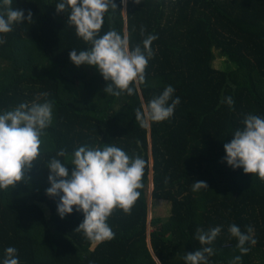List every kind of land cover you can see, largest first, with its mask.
Instances as JSON below:
<instances>
[{
  "label": "trees",
  "instance_id": "16d2710c",
  "mask_svg": "<svg viewBox=\"0 0 264 264\" xmlns=\"http://www.w3.org/2000/svg\"><path fill=\"white\" fill-rule=\"evenodd\" d=\"M60 0H13V8L30 10L12 32L0 34V113L48 92L55 101L53 122L43 137L41 154L25 180L0 190V264L5 249L18 250L20 264H185L186 253L204 247L196 229L220 226L210 245L209 264H231L241 255L228 228L251 226L255 245L240 264H264V181L224 160V144L243 128L248 114L264 118V0H114L116 10L104 16L100 35L115 29L143 47L148 35L154 53L145 82L133 95L107 94L105 81L92 66H76L72 49L91 47L68 24L70 9L57 13ZM141 27L144 35H141ZM218 50L226 66L213 64ZM175 88L180 98L173 116L142 127L136 109ZM80 88V90H78ZM231 96L230 108L225 98ZM43 102V100H41ZM171 103V101H169ZM115 145L145 160L143 187L130 214L117 208L107 223L110 241L92 243L74 231L82 211L61 218L59 197H49L47 164L52 158L72 171L74 151L84 145ZM65 149L67 157H58ZM204 181L208 189L192 190ZM172 203L167 220L153 219L149 201Z\"/></svg>",
  "mask_w": 264,
  "mask_h": 264
},
{
  "label": "clouds",
  "instance_id": "9594fccd",
  "mask_svg": "<svg viewBox=\"0 0 264 264\" xmlns=\"http://www.w3.org/2000/svg\"><path fill=\"white\" fill-rule=\"evenodd\" d=\"M126 3V0H122ZM140 4L141 0H134ZM13 0H0V34H8L14 26L24 20L32 23V12L27 16L20 8H13ZM57 13L70 9L68 24L75 27L76 35L84 42L90 43L87 50L72 49L70 60L76 65L95 67L105 81H111L105 87L107 94L119 96L122 92L133 95L135 88L145 82V70L154 53L152 42L155 35H148L140 45L130 47L127 32L121 35L115 29L100 35L104 16L109 9L116 10L114 0H60L55 5ZM141 35L144 28L141 27ZM6 40L0 38V44ZM175 88L168 85L163 92L136 109V120L142 127L149 122H163L170 119L180 98L173 99ZM48 92H42L31 102H22L11 110L0 113V190L13 188L34 166V161L41 154L43 137L46 129L53 122L55 101L48 100ZM43 100V102H41ZM171 101V103H169ZM231 108L234 100L225 98ZM243 128L237 129L229 143L224 144L227 164L234 169L242 168L245 174H255L264 181V118L248 114L243 120ZM58 157H67L65 149H60ZM72 171L60 159L52 158L48 164V181L46 189L49 197H59L57 212L61 218L75 210L84 214L83 221L74 231L82 232L92 243L110 241L115 233L107 223L108 218L117 208L130 214L133 205L140 196L138 189L143 187L142 178L145 160L139 156L132 157L121 148L105 144L101 147L84 145L72 154ZM208 189L204 181L193 182L192 190ZM228 231L238 241L236 247L241 255H246L250 248L245 245L256 244L248 226L241 231L236 224ZM221 233V227L196 229L195 239L204 246L183 257L185 264H209L208 258L215 254L210 247ZM241 255H237L231 264H240ZM3 264H20L18 250L15 247L5 249Z\"/></svg>",
  "mask_w": 264,
  "mask_h": 264
},
{
  "label": "rangeland",
  "instance_id": "374dc122",
  "mask_svg": "<svg viewBox=\"0 0 264 264\" xmlns=\"http://www.w3.org/2000/svg\"><path fill=\"white\" fill-rule=\"evenodd\" d=\"M214 66L216 68H223L226 66V58L218 51L216 50V58L213 62ZM80 90V88H78ZM148 201H149V228L148 231L151 232L153 227L150 225L151 221L153 219H163L167 220L169 219L171 213H172V203L167 200H158V199H152L151 197V186L148 194Z\"/></svg>",
  "mask_w": 264,
  "mask_h": 264
},
{
  "label": "crops",
  "instance_id": "0c3cea01",
  "mask_svg": "<svg viewBox=\"0 0 264 264\" xmlns=\"http://www.w3.org/2000/svg\"><path fill=\"white\" fill-rule=\"evenodd\" d=\"M126 3H127V0H126ZM126 3H124V4H125V6H126Z\"/></svg>",
  "mask_w": 264,
  "mask_h": 264
}]
</instances>
